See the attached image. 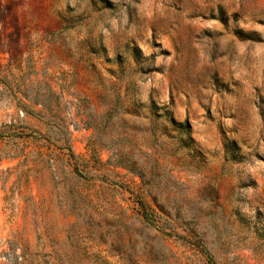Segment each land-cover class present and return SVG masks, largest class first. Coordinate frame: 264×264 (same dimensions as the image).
Masks as SVG:
<instances>
[{
  "label": "rangeland",
  "instance_id": "1",
  "mask_svg": "<svg viewBox=\"0 0 264 264\" xmlns=\"http://www.w3.org/2000/svg\"><path fill=\"white\" fill-rule=\"evenodd\" d=\"M0 264H264V0H0Z\"/></svg>",
  "mask_w": 264,
  "mask_h": 264
},
{
  "label": "trees",
  "instance_id": "2",
  "mask_svg": "<svg viewBox=\"0 0 264 264\" xmlns=\"http://www.w3.org/2000/svg\"><path fill=\"white\" fill-rule=\"evenodd\" d=\"M157 110H160L162 114L158 115L156 113ZM149 111L153 113L156 120H161L163 119V117H165L164 120L168 122L169 126L175 131L179 132V142L181 144L186 143L184 147H189L191 128L188 122H184L183 124L177 123L172 117H170L165 108H158L153 103H150ZM113 154L116 162L120 166L125 167L131 172L138 174L142 179L145 177L146 169L145 167H143V165H141L139 158H136V155L133 152H124L123 150L116 148L114 149ZM157 166V161H153V168L148 171V174H150V176L153 175L154 171L157 169Z\"/></svg>",
  "mask_w": 264,
  "mask_h": 264
}]
</instances>
